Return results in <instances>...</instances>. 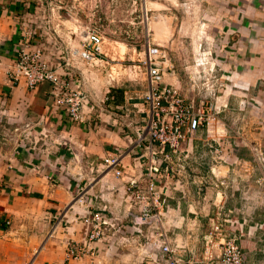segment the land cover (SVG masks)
Here are the masks:
<instances>
[{"label": "crops", "instance_id": "1", "mask_svg": "<svg viewBox=\"0 0 264 264\" xmlns=\"http://www.w3.org/2000/svg\"><path fill=\"white\" fill-rule=\"evenodd\" d=\"M138 1L143 13L132 16L137 0H0V264H80L67 258L66 249L85 242L91 214L97 211L113 230H120L108 229L95 243L104 262L136 258L133 250L148 239L154 254L147 258L165 264L162 232L183 264H209L201 239L216 207L246 263L264 264V229L257 232L248 224L253 222L250 214L260 208L264 217V190L254 185L259 180L253 173L257 152L264 154V0H209L208 5L219 8L220 29L199 31L196 54L206 61L201 67L189 66V57L174 55V60L165 42L157 40L164 38L160 25L170 21L166 7L177 0ZM89 22L94 27H87ZM126 23L142 24L141 51L125 41ZM84 28L101 38L103 62L86 64L69 55L80 49ZM24 43L26 51H39L58 75L81 84L87 98L81 121H72L53 103L48 83L27 90L22 82L7 81ZM146 45L160 47L167 58L158 62L162 82L178 89L185 100L195 97L184 95L182 87L193 78L183 74L185 68L207 71L215 65L226 83L214 98L221 109L218 120L198 130L190 145L189 159L195 157L187 161L188 169L178 177L167 175L158 185L165 205L161 223L153 228L127 216L125 191L127 179L141 181L147 155L145 143L133 148L145 124L148 82L141 61ZM126 56H136L129 69L144 70L142 81L111 82L107 74L121 67ZM204 141L217 142L222 149L214 176L207 166L210 157L200 159ZM168 155L163 167L171 176L179 164ZM109 157L119 158L124 178L104 170L102 162ZM202 184L203 195L197 191ZM128 250L129 255H120Z\"/></svg>", "mask_w": 264, "mask_h": 264}, {"label": "built area", "instance_id": "2", "mask_svg": "<svg viewBox=\"0 0 264 264\" xmlns=\"http://www.w3.org/2000/svg\"><path fill=\"white\" fill-rule=\"evenodd\" d=\"M79 38L80 49L70 50L69 55L71 57L75 55L86 64L103 62L101 38L88 28L80 31ZM26 46L24 43L19 47L14 67L7 73V81L11 85L22 82L27 90H33L41 83H48L53 103L61 108L72 121H81L82 108L87 101L81 84L78 81L69 82L68 79L58 75L43 60L39 51H26L24 49ZM166 60L160 48L146 45V56L141 61L148 82V90L144 97L145 124L143 130L137 134L133 148L140 149L145 143L144 149L147 155L142 162L141 181L133 178L127 179L125 183V191L129 198L127 216L137 220L139 225L149 228L159 226L161 223L165 205L158 188L161 180L167 179L168 176L178 177L180 172L188 169L187 161L190 160L192 150L190 145L198 130L208 129L218 119L221 112L215 97L202 96L197 93L194 99L188 101L181 97L178 89L164 85L162 70L158 62ZM197 65L204 64L199 62ZM214 68L215 65H212L206 71L205 82L209 83L213 80L211 75L215 72ZM216 80L222 82L221 78ZM221 82L218 86L222 85ZM201 149L203 154L200 159L211 156L210 161H207V166L209 165V171L214 176V165L222 161L220 144L204 141ZM168 152L176 156V162L179 164V168L171 172V176L169 175L170 170L163 167V164L169 161ZM257 154L258 160L264 165L262 153L257 152ZM103 161L104 170H113L116 177H122L121 172L116 170L120 162L118 157L105 158ZM197 187L198 193H203V184ZM77 200L80 201V198L78 197ZM213 213L209 219V228L201 239L205 261L209 264L212 262L215 264H247L236 238L228 233L227 220L221 217L220 209L216 207ZM90 224L85 242L83 244L70 243L66 249V256L69 259L81 261L80 264H104L98 256L95 243L113 226L104 220L99 211L91 214ZM262 227H264V222L253 226L255 230ZM113 231L119 233V227L115 226ZM159 238L162 240L161 252L164 255L165 264H183L177 257V248L169 246L163 233H159ZM93 243L94 248L91 246Z\"/></svg>", "mask_w": 264, "mask_h": 264}, {"label": "rangeland", "instance_id": "3", "mask_svg": "<svg viewBox=\"0 0 264 264\" xmlns=\"http://www.w3.org/2000/svg\"><path fill=\"white\" fill-rule=\"evenodd\" d=\"M140 3H141V1L137 0L136 4L133 7L135 10H133V13L131 14L132 16H134V15L139 16L141 13H143V9H142V6H140ZM208 4H209V0H177V2H174L172 4L170 3V5H167L166 10H165V15L167 17H169L170 21L167 24L164 23V24L160 25V31L159 32H161V34L164 35V38L159 39V38H157V37H160L158 35H156L157 36L156 38H157V40H160V42H161V40H163V42H165L164 48L173 56L174 60L176 59L174 57V55H176L178 57L184 56V59H187V57H189V60H190V63L188 64L189 66L194 65V67H195V63H199V62H202L204 65L206 64V61L202 58V55L196 54V50L198 51L197 46L201 42V33H199V31H202L203 29H205V30H210L212 32V31H215L217 29H220L219 28L220 23L218 22V20L216 18L219 8L212 7V5H208ZM146 9H149V6H147ZM152 12L153 11L147 12V18L150 16V13H152ZM119 13L121 15L122 10H120ZM206 15L211 16V19L207 20L205 18V21H203L202 16H206ZM171 17H176L178 21L172 20ZM86 25H88L87 27H89V28L91 26L94 27V22H89ZM125 25H128V23H126ZM152 25H154V24H152ZM128 26H129V29L125 28V30H124V31L129 32L127 35L128 38L127 39L125 38V41L130 46L132 45L138 51H141V49H143V47H144V39L141 38L142 37L141 34L143 31L142 24L131 23V25L129 24ZM115 35H118V34H115ZM192 38H195V40L193 42H192ZM209 43L214 45L213 42H209ZM158 48H160V47H158ZM208 57H209V59H211V55H209ZM142 58H143V56H142ZM134 63H136V56H135V58L132 57L130 59H129V56H126L122 66L119 68L112 69L107 74V78L110 79L111 82H115L117 79H120L122 82L125 81L124 85H126L129 80L132 81L133 78L136 80V82L138 80L142 81V78H143L142 75L144 74V70L141 69L140 71H138V70L134 71L133 69H129V65H132ZM184 71H185V72H183L184 75L193 77L189 81L190 82L189 85L182 87L183 91H184V95L186 96V98L189 97V94H194V96H195L197 93H199V95H202V96L205 95L207 97L209 96V97L214 98V97H216L218 90L224 88L225 82H223V81L221 82L220 80H216V79L220 78V76H219L220 74H218V72H214L211 75V78H213V80H211V82L207 83V82H205V78H206L205 76L207 75V72L205 70L200 69V70L194 71V70L185 68ZM146 80H147V78H146ZM220 82L222 83V85L218 86V84ZM218 118H219V116H218ZM262 155L264 157L263 153H262ZM194 157H195V154H194ZM194 157H190V160H193ZM209 157H211V156H209ZM198 158L196 156V159H198ZM255 159H257V158L255 157ZM144 160H145V158H144ZM196 161L199 162V160H196ZM142 162H144V161H142ZM257 162H258V166L257 167L255 166L253 168V170H254L253 173H254V175H256L258 177V178H256V181L259 180L258 181L259 183L255 182L254 185L256 187H258L259 188L258 190L261 192L264 190V165L261 163L260 160ZM117 166H116V170L120 171L122 174L121 178H124L125 175L123 174L122 169H120ZM249 170H250L249 172L252 173V169H249ZM108 171H109V169H108ZM110 171L113 172V170H110ZM184 171H186V169ZM113 174H114V172H113ZM114 176H115V174H114ZM118 178H120V177H118ZM126 181H125V183H126ZM205 191L206 190L204 188V191L201 195L205 194ZM213 211L210 214L209 218H211L213 216V214H214ZM260 212H261V208L259 211L255 212L254 214H250L251 215L250 217L254 223L250 220V221H248L249 225L254 226L255 224H261L264 222V220H263L264 217L262 218V216L260 215L261 214ZM263 229H264V227H262L261 229H257L255 231L260 232ZM160 233H162V232H160ZM150 247L151 246H150V244H148V239H146V241L141 242V246H139L137 250H135V249L133 250V251H136V258L135 257L133 258L131 256L127 262L118 263V264H156L154 259H148L147 258L148 255L153 253V250L150 249ZM123 249H126V248H123ZM37 250H38V248L35 251H37ZM120 251H121V249H120ZM120 253H121L120 255H124V254L129 255L130 252L128 250V251H122ZM35 254H37V252H35ZM105 261L106 262H104V264H117L116 262H110L111 260L110 261L105 260Z\"/></svg>", "mask_w": 264, "mask_h": 264}]
</instances>
